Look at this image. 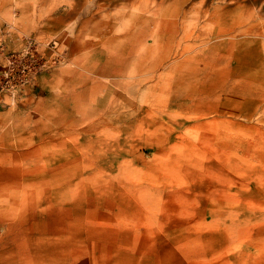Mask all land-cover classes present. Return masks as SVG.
<instances>
[{
	"label": "rangeland",
	"instance_id": "obj_1",
	"mask_svg": "<svg viewBox=\"0 0 264 264\" xmlns=\"http://www.w3.org/2000/svg\"><path fill=\"white\" fill-rule=\"evenodd\" d=\"M0 19V264H264V0H0ZM18 26L36 52L6 80ZM58 71L71 127L29 162L49 131L26 98Z\"/></svg>",
	"mask_w": 264,
	"mask_h": 264
},
{
	"label": "crops",
	"instance_id": "obj_2",
	"mask_svg": "<svg viewBox=\"0 0 264 264\" xmlns=\"http://www.w3.org/2000/svg\"><path fill=\"white\" fill-rule=\"evenodd\" d=\"M0 20H2V19H0ZM7 27H8V25L4 26V27L0 26V32L2 30H3L2 32H4ZM18 27L20 28V29L17 28L18 32L21 31L24 36H27L28 34H32L28 30H22L23 28H21L20 26H18ZM29 37L30 36H27L26 38H29ZM52 78H53L54 82L57 85H58V82H59V86L61 88V91H60L59 88L53 89V91H55V92H53L54 95H55V98L57 99V96L59 95V97L61 99H63L62 100L63 102L65 100L74 102L73 99H72L73 97H70V95H74L73 92H72L73 89L71 90V88H69L67 86V81L64 80L62 74H60V71L56 72L55 74L54 73L53 74L52 73L51 74L44 73V74H41L38 77L37 83H36L37 86L29 89V94H28V96L26 98V99H29V100L30 99L36 100L38 102V105L34 106L33 108H31V110H28V111H29L30 115H32L34 113V114H39L41 116H44V120H43V124L42 125H45L44 129L46 131H49V132H48L47 135H45L46 137L44 138V140L42 142H40L39 144H35L32 147H30V148H27V149L23 150L25 152V154L27 153L28 155H31L30 158H29V162L33 161V159H32L33 154H38L39 152H43L44 150H46V153H40L39 158H38L39 162H43V163L46 164L48 162V155H49L48 154L49 153L48 149L50 147H53L51 145H54L53 143L50 142V139H49L51 137L50 135H52V133H51L52 130H54V128H56L55 132H59V134H60V132H62L63 134H66V133L69 132V129L71 127V126H68L69 124H71L69 122H62L61 123V120H60V122L57 121L56 124L52 122V119H51V115H52L51 113L52 112H51V108H50L51 107L50 106V100L52 98L44 90L46 88L47 89L49 88L50 81L52 80ZM77 78H74V79L77 80ZM78 80H79V78H78ZM57 91H59V93ZM82 93H83V91H80L78 94H75V97H76L77 101H79V99H81ZM77 95H79V96H77ZM1 97H2V101H3V105H2L3 109L0 112L1 115H9V116H11L12 112H13L12 111V106L13 105H9L7 107L6 104L9 102L8 96L3 95ZM34 97H35V99H34ZM70 98L72 100H70ZM46 104H48L49 106L46 105ZM28 126H31V124L29 123L26 127L28 128ZM29 128L32 129V127H29ZM2 130L3 131L7 130L8 131L7 135L10 136L9 134L10 133L13 134L12 132L15 130V125L10 126L8 128H2ZM27 131H29L31 133V130L28 129ZM63 134L61 136H63ZM22 141H23L22 138L15 139V135H13L11 137V140H10V145L8 144V146L10 148H16V149L26 146L27 143H28L27 140L25 142H22ZM22 143H24V144H22ZM55 144H57V143H55ZM2 145H5V144L2 142ZM10 150H12V149H10ZM12 151L17 153L19 150L18 151L12 150ZM34 161H38V160L36 159ZM43 169H44V166H43Z\"/></svg>",
	"mask_w": 264,
	"mask_h": 264
},
{
	"label": "built area",
	"instance_id": "obj_3",
	"mask_svg": "<svg viewBox=\"0 0 264 264\" xmlns=\"http://www.w3.org/2000/svg\"><path fill=\"white\" fill-rule=\"evenodd\" d=\"M36 47V43L32 38L25 39V45L23 51L19 54L11 53L5 54V69L2 73L6 80L13 78L17 72V76L26 77V71H30L28 69L29 64H25L22 61L26 58L34 56ZM17 68V69H16Z\"/></svg>",
	"mask_w": 264,
	"mask_h": 264
},
{
	"label": "bare ground",
	"instance_id": "obj_4",
	"mask_svg": "<svg viewBox=\"0 0 264 264\" xmlns=\"http://www.w3.org/2000/svg\"><path fill=\"white\" fill-rule=\"evenodd\" d=\"M155 11H156V9H155ZM155 11H153V12H155ZM97 136V135H96Z\"/></svg>",
	"mask_w": 264,
	"mask_h": 264
}]
</instances>
